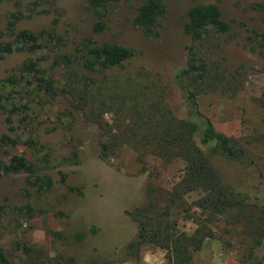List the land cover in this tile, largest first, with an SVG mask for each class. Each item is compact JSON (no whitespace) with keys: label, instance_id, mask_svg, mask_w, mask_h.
<instances>
[{"label":"rangeland","instance_id":"374dc122","mask_svg":"<svg viewBox=\"0 0 264 264\" xmlns=\"http://www.w3.org/2000/svg\"><path fill=\"white\" fill-rule=\"evenodd\" d=\"M207 1L221 6L231 29L204 46L213 61L212 70L222 76H212L200 85L197 99L201 112L218 130L249 142L250 160L215 158L214 164L227 185L250 195L249 201L258 205L253 212L259 214L264 205V0ZM142 2H116L109 8V28L97 35L87 0H0V39L8 15L18 11L17 30L39 32L57 23V29L69 41L65 50L71 51L76 41L88 36L133 47L136 55L119 73L152 74L150 77L161 88L146 89L148 79L140 78L133 88L141 90L140 103L130 105L129 113H136L140 121L138 110L147 108L151 97L167 104L176 115L186 117L177 77L188 61L191 39L183 26L191 3L167 0L169 11L162 20L161 36L148 38L133 23ZM47 53L45 49L35 54L13 52L0 56V77L9 76L27 57ZM54 77L60 90L65 85L64 69H57ZM33 86L24 80L6 88L27 109L12 116L0 110V246L8 251L13 263L28 264L23 249L27 244L43 250V259L48 256L55 262L65 255L75 257L79 264H170L168 250L157 245H142L138 255L131 254L128 245L137 239L139 230L127 210L146 202L151 180L164 190L171 189L180 179L184 161L175 158L165 162L148 154L142 162L135 148L126 142L109 156H102V141L106 139L102 135L106 134L95 121L101 120L108 127L117 120L114 110L109 106L101 110L99 106L91 114L89 105L85 109L76 107L78 101L69 94L48 96ZM119 94L112 92L114 108ZM130 119L127 116L124 121ZM6 135L11 141H4ZM14 155L36 163L38 174L53 179L52 187L41 194L38 186L29 184L28 173H6L3 163H9ZM202 195L199 191L186 194L187 205ZM195 209L193 206L187 214L179 213V229L188 235L198 228L192 219L185 218L194 215ZM196 213H200L198 208ZM234 213L211 214L214 237L207 238L193 253L190 264H243L253 240L246 235L243 222H234ZM254 251L264 264V239Z\"/></svg>","mask_w":264,"mask_h":264},{"label":"trees","instance_id":"16d2710c","mask_svg":"<svg viewBox=\"0 0 264 264\" xmlns=\"http://www.w3.org/2000/svg\"><path fill=\"white\" fill-rule=\"evenodd\" d=\"M47 1L55 0H39ZM118 1L87 0V10L95 19V34H102L109 28V8ZM186 1L191 4L186 10L183 30L191 39V44L187 47V65L180 70L177 80L183 90L188 117L176 115L167 104L151 97L147 100V108L138 110L140 121L136 113H129L130 105L136 107L140 103L138 96L141 90L133 88L139 84L140 78L146 77L144 72L139 71L136 74L119 73L120 68L136 55L133 47L88 36L76 41L71 51L65 50L69 41L59 32L57 23L39 32L17 30L16 24L20 19L18 11L8 15L5 31L1 33L0 56L13 52L35 54L45 49L48 53L38 57L29 56L9 76L0 77V110L8 111L12 116L28 108L26 104L19 105L15 101L13 92H6L8 86H17L24 80L33 84L38 93L48 96L69 94L78 101L76 107L85 109L89 105L91 114H95L99 106L101 110L109 106L108 109L117 114V120L108 127L101 120L95 121L106 134L102 135L106 138L102 141V156H109L126 142L135 148L142 162L150 154L165 162L181 158L185 164L180 179L171 189L164 190L151 180L146 202L127 210L139 230L137 239L128 245L131 254L138 255L142 245H157L168 250L170 264H190L193 253L203 247L207 238L214 237V230L210 226L211 214L235 211L234 222H243L246 235L252 236L253 240L249 252L243 257V264H262V257H257L254 250L264 239V205L260 206L259 214L253 212L258 205L249 201L250 195L227 185L214 164L215 158L250 160L249 142L218 130L212 119L201 112L197 99L200 85L211 80L212 76H222L212 70L213 61L211 63L204 46L211 38L228 33L231 23L223 17L218 3ZM168 11L167 0H143L133 23L148 38H158L162 33V20ZM60 68L64 69L65 85L57 90L54 74ZM151 75L146 77L145 88L160 89L161 85ZM112 90L120 93L117 95V108L113 107L116 103L111 102ZM109 104H112L111 107ZM127 116H130V121H124ZM4 141L9 142L11 139L6 135ZM251 162H255L253 158ZM2 167L6 173H28L29 184L38 186L41 194L53 185V179L38 174L37 164L25 156L14 155ZM193 191L203 195L187 205L185 196ZM193 206H196L194 215L189 214L185 218L192 219L198 228L188 235L179 229V213L184 211L187 214ZM197 208L199 214L196 213ZM2 213L1 208L0 220ZM34 247L27 244L23 246L28 264H79L73 256L61 255L58 262L48 256L47 260L43 259L44 251ZM0 264H14L3 246H0Z\"/></svg>","mask_w":264,"mask_h":264}]
</instances>
